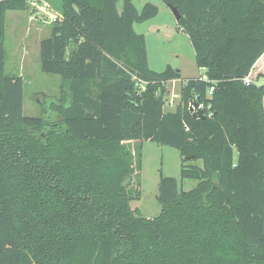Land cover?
Instances as JSON below:
<instances>
[{
	"label": "trees",
	"instance_id": "1",
	"mask_svg": "<svg viewBox=\"0 0 264 264\" xmlns=\"http://www.w3.org/2000/svg\"><path fill=\"white\" fill-rule=\"evenodd\" d=\"M36 1L60 14L39 59L62 89L52 118L23 113L24 80L5 72L6 13L36 8L0 0V264H264V0H163L202 71L182 80L173 111L164 85L180 71L151 69L133 28L156 5ZM146 140L176 148L194 181L162 176L153 217L131 206Z\"/></svg>",
	"mask_w": 264,
	"mask_h": 264
},
{
	"label": "rangeland",
	"instance_id": "2",
	"mask_svg": "<svg viewBox=\"0 0 264 264\" xmlns=\"http://www.w3.org/2000/svg\"><path fill=\"white\" fill-rule=\"evenodd\" d=\"M145 1L157 6V14L144 22L134 23L133 28L137 33L145 36L148 64L151 69L162 71L167 65H171L174 69L180 70L182 78L167 81L164 85L163 109L172 111L179 98L182 80L198 73L201 74L202 71L195 62L194 50L188 35L177 24L168 5L163 0H133L139 11ZM36 12L31 8L22 11H7L4 41L5 72L21 76L24 80V114L48 115L52 118L55 113L49 109V106L51 102H56L60 97L62 80L58 75L48 74L41 70L39 42L49 34L51 20ZM256 71L264 72V56L257 64ZM258 83H264V78H260ZM170 103H173V107ZM138 145L141 165L139 170L140 195L131 202V206L137 208L143 216L153 217L160 211V203L156 196L158 183L162 176L174 177L179 187L184 190L191 188L194 181L181 179L182 160L176 148L150 140ZM133 146L130 150L135 152L137 144ZM196 163L202 164V161L199 160Z\"/></svg>",
	"mask_w": 264,
	"mask_h": 264
},
{
	"label": "built area",
	"instance_id": "3",
	"mask_svg": "<svg viewBox=\"0 0 264 264\" xmlns=\"http://www.w3.org/2000/svg\"><path fill=\"white\" fill-rule=\"evenodd\" d=\"M28 2L33 8H36L37 13H40L46 16L47 18H50V20H55L56 18H60V14L58 12L56 13L54 11H51L53 9L47 2L38 3L36 0H28ZM243 80L246 84L250 82L248 77H245ZM213 88H214L213 85H210L209 91L211 92ZM193 105L194 104H190V106H193ZM202 109H203V105L200 103H197V106L193 108L194 111L196 110L202 111Z\"/></svg>",
	"mask_w": 264,
	"mask_h": 264
},
{
	"label": "water",
	"instance_id": "4",
	"mask_svg": "<svg viewBox=\"0 0 264 264\" xmlns=\"http://www.w3.org/2000/svg\"><path fill=\"white\" fill-rule=\"evenodd\" d=\"M167 5L170 8V10L172 11L173 15L175 16L176 21H178L180 19V17H181L178 8L175 5H173V4L169 3V2L167 3ZM196 106H197V103H194V105L190 106V108H189L190 112L192 113V116L194 118H202V119H204L205 115L203 114V112L201 110H196V111L193 110V108L196 107Z\"/></svg>",
	"mask_w": 264,
	"mask_h": 264
},
{
	"label": "crops",
	"instance_id": "5",
	"mask_svg": "<svg viewBox=\"0 0 264 264\" xmlns=\"http://www.w3.org/2000/svg\"><path fill=\"white\" fill-rule=\"evenodd\" d=\"M146 2V1H145ZM119 5H121V1H119V3H118V5H117V8H118V12H121V10H122V6L121 7H119ZM53 9V8H52ZM51 11H54V12H56L57 13V11H55V10H51ZM37 14V13H36ZM50 20V19H49ZM180 71V70H179ZM200 73H198V74H196V75H193V76H191V77H196V76H198ZM178 80V79H177ZM169 81H174V80H169ZM180 90V89H179ZM179 95V94H178ZM179 99V98H178ZM177 102H178V100L175 102V105H174V108H175V106H176V104H177ZM172 105V107H173V103H170V106ZM165 111H167V110H165ZM173 111V110H172Z\"/></svg>",
	"mask_w": 264,
	"mask_h": 264
}]
</instances>
